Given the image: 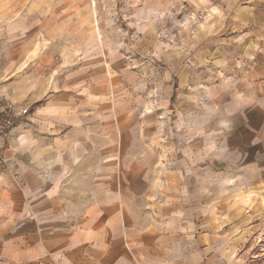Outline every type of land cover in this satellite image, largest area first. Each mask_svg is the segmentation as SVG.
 Listing matches in <instances>:
<instances>
[{"label": "crops", "instance_id": "0c3cea01", "mask_svg": "<svg viewBox=\"0 0 264 264\" xmlns=\"http://www.w3.org/2000/svg\"><path fill=\"white\" fill-rule=\"evenodd\" d=\"M73 2L0 0V264H239L264 218V71L182 73L171 108L102 43L55 55L86 30Z\"/></svg>", "mask_w": 264, "mask_h": 264}, {"label": "rangeland", "instance_id": "374dc122", "mask_svg": "<svg viewBox=\"0 0 264 264\" xmlns=\"http://www.w3.org/2000/svg\"><path fill=\"white\" fill-rule=\"evenodd\" d=\"M73 7L89 11L82 17L86 30L56 33L55 55H77L82 43L87 46L83 51L102 43L109 54L123 57L139 78L151 79L157 93L166 83L172 88L182 73L214 83L218 73L264 71V0H74ZM23 67L27 71L32 63ZM176 114L175 104L170 123ZM200 119H209V112ZM242 230L235 259L264 264V218Z\"/></svg>", "mask_w": 264, "mask_h": 264}, {"label": "trees", "instance_id": "16d2710c", "mask_svg": "<svg viewBox=\"0 0 264 264\" xmlns=\"http://www.w3.org/2000/svg\"><path fill=\"white\" fill-rule=\"evenodd\" d=\"M176 90H177V87H176V83L174 84V88H173V91H174V96L172 97L171 99V108L173 107V104L175 102V93H176ZM9 113L7 111H4L3 113L0 114V123H1V127L4 129L5 126H6V121L8 120V117H9ZM0 163H1V160H0Z\"/></svg>", "mask_w": 264, "mask_h": 264}, {"label": "built area", "instance_id": "2783aa9c", "mask_svg": "<svg viewBox=\"0 0 264 264\" xmlns=\"http://www.w3.org/2000/svg\"><path fill=\"white\" fill-rule=\"evenodd\" d=\"M23 112L25 113L26 111L24 110Z\"/></svg>", "mask_w": 264, "mask_h": 264}]
</instances>
